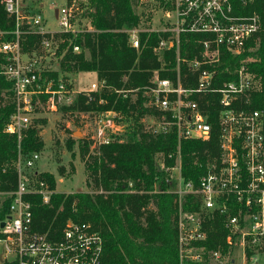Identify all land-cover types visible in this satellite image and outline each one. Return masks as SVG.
Instances as JSON below:
<instances>
[{"label": "built area", "instance_id": "2783aa9c", "mask_svg": "<svg viewBox=\"0 0 264 264\" xmlns=\"http://www.w3.org/2000/svg\"><path fill=\"white\" fill-rule=\"evenodd\" d=\"M82 1L88 0H71V4L57 8L55 15L60 29L49 30L39 12L44 7L41 0H1L14 23L13 27H0V77L9 82L2 92L5 97L11 93L16 105L5 131L16 134L19 142L32 125L31 115L42 95H49L48 103L56 110L62 98L68 105L78 93L92 99L91 93L104 87V81L95 76L88 88L75 89L63 80L54 88V79L43 75L54 70L45 65L46 55L24 50L28 35H39L40 51L55 49L53 54L58 58L57 36L84 30L74 24ZM138 3L163 8L158 18L163 26H156L152 17L127 30L129 42L136 49L141 47L142 32L162 33L154 46L162 65L153 71L145 90V105L154 108L157 114L148 115L151 120L147 127L154 133H175L179 145L186 140H209L213 133L209 106L214 102L218 106L220 162L211 164L198 184L184 178L180 154L177 166H167L164 161L160 165L169 174L166 178L171 184L169 191L178 193L180 199L185 194H197L201 199L200 211L180 209V264L203 263L206 254L208 264H264V117L261 110L247 105L260 81L246 63L237 68L233 78L224 81L220 80L216 67L223 52L241 54L246 50L248 40L260 28L259 17L238 14L232 0H138ZM184 32L204 35L199 55L181 56ZM80 49V45L74 46L75 51ZM171 50L175 51L174 67L166 64ZM182 64L196 75L195 83L183 82L188 73L183 74ZM161 71H174L175 77L162 76ZM104 101L100 99L101 103ZM88 113L95 115L88 136L94 148L122 141L125 125L121 113L113 109ZM39 159L40 152L24 153L19 146L14 162L16 187L5 189L0 178V206L5 199H11L9 212L0 222V264H101L104 239L90 222L70 219L59 237L33 228L30 196L39 194L48 202L54 193L49 183L38 176L35 166ZM173 168L178 174L176 182H181L177 186L171 182L175 179ZM202 211L225 214L227 249H208L204 244L208 234Z\"/></svg>", "mask_w": 264, "mask_h": 264}, {"label": "trees", "instance_id": "16d2710c", "mask_svg": "<svg viewBox=\"0 0 264 264\" xmlns=\"http://www.w3.org/2000/svg\"><path fill=\"white\" fill-rule=\"evenodd\" d=\"M88 3L90 10L86 16L91 20L92 28L76 34L58 35L56 56L59 68L47 70L43 75L54 79L56 88L61 80L70 86L64 73H95L100 81H104V87L92 92V99L78 93L73 103L60 109L73 113L116 110L123 116L124 140L103 145L100 153L90 154L87 158L89 178L99 191L54 192L48 202L42 195H31L33 228L47 232L51 237H59L70 219L90 222L104 239L101 264H180V209L200 211L201 199L197 194H185L180 199L178 193L169 191L171 184L166 180L169 174L158 165L157 159L161 157L165 165L172 166L180 154L184 178L198 184L211 164L221 159L217 103L208 105L209 120L213 124L209 140H186L179 145L175 133L151 131L143 119L149 114H157V111L145 105V90L151 83L153 71L162 65L154 52L162 33L142 32L141 47L136 49L129 42L127 30L143 21L137 9L138 0H88ZM232 3L238 14L257 15L260 28L248 40L243 53L223 52L216 67L221 81L233 78L242 63L250 67L259 78L260 86L252 92L247 105L261 110L264 117V0H252L246 5L242 0H232ZM81 4L83 2L79 7ZM79 7L77 12L83 8ZM11 26H14L13 20L0 0V27ZM202 39V33H182L181 56L199 55ZM75 45H80V51L74 50ZM24 50L40 51V36L28 35ZM166 61L168 67L176 65L175 51L168 52ZM182 71L188 73L183 82L195 83L196 75L185 64H182ZM161 74L175 77L174 71H161ZM7 86L9 82L0 77V178L5 189H14L17 182L14 162L19 146L24 153L41 152L45 141L36 124L29 127L20 142L16 134L5 131L16 108L11 93L7 97L3 95ZM48 96L42 95L45 100ZM101 98L105 100L103 103ZM74 143L72 138L67 140L69 148ZM81 150L84 156L89 152L87 141L81 143ZM4 168L6 172L2 171ZM38 176L55 190L54 173L43 171ZM10 202L11 199L7 198L0 206V222L8 214ZM201 213L208 234L204 244L208 249H227L225 214L218 211ZM193 264H208L207 254L203 263Z\"/></svg>", "mask_w": 264, "mask_h": 264}, {"label": "rangeland", "instance_id": "374dc122", "mask_svg": "<svg viewBox=\"0 0 264 264\" xmlns=\"http://www.w3.org/2000/svg\"><path fill=\"white\" fill-rule=\"evenodd\" d=\"M71 0H41L44 7L40 8L39 12L43 15L45 26L49 30L60 29L59 22L56 18L55 10L70 3ZM81 1V0H80ZM83 2V1H82ZM88 1L80 5L83 7L78 11L76 10L74 24L76 27L91 29V20L86 16L90 10ZM79 7V8H80ZM138 13L143 14V20L153 17L156 26H163L158 22V18L163 12L162 7H154L152 5L139 4ZM148 25V23L146 22ZM252 49V48H250ZM55 49L51 51H39L41 54L46 55L45 65L50 69H58L59 58L53 54ZM64 73V72H63ZM70 81V86L75 89H84L90 87L94 74L91 72L77 71L64 73ZM66 79V78H65ZM259 79V78H258ZM135 97V95H133ZM41 97V96H40ZM64 105H68L64 98L59 100L58 109L54 110L48 103V99L41 97L40 104L36 107L34 113L31 115L32 125L36 124L40 128L41 137L45 141V147L40 152V159L37 161L35 169L39 172L48 171L55 174L56 187L54 192H95L99 191L93 180H90V170L87 167V158L90 154L100 153L101 147H93L90 144L88 136L91 134L92 128L95 124V115L88 112H71L60 109ZM146 123L150 122V117L145 116L143 119ZM125 125V124H124ZM125 130V129H124ZM124 133L122 140H124ZM79 137L84 139L80 140ZM72 138L75 143L72 148L67 146V140ZM87 141L89 143V152L84 156L81 150V143ZM97 151V152H96ZM179 157H176L175 166L178 164ZM163 158L158 157L157 163L160 166ZM171 173L174 176L172 180L173 186L179 185L180 180L176 182L177 170L172 169ZM132 184L130 183V186Z\"/></svg>", "mask_w": 264, "mask_h": 264}, {"label": "crops", "instance_id": "0c3cea01", "mask_svg": "<svg viewBox=\"0 0 264 264\" xmlns=\"http://www.w3.org/2000/svg\"><path fill=\"white\" fill-rule=\"evenodd\" d=\"M92 74H94V76H93V77L95 78L96 74H95V73H93V72H91V76H92ZM94 78H93V80H94ZM93 80H92V81H93Z\"/></svg>", "mask_w": 264, "mask_h": 264}, {"label": "water", "instance_id": "95a60500", "mask_svg": "<svg viewBox=\"0 0 264 264\" xmlns=\"http://www.w3.org/2000/svg\"><path fill=\"white\" fill-rule=\"evenodd\" d=\"M2 225H4V223H2Z\"/></svg>", "mask_w": 264, "mask_h": 264}]
</instances>
